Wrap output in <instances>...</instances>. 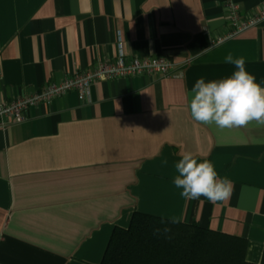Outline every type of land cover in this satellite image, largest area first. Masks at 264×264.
I'll return each mask as SVG.
<instances>
[{"label":"crops","instance_id":"0c3cea01","mask_svg":"<svg viewBox=\"0 0 264 264\" xmlns=\"http://www.w3.org/2000/svg\"><path fill=\"white\" fill-rule=\"evenodd\" d=\"M226 1L242 17L264 12V0H0V100L119 52L172 63L168 76L97 80L85 100L69 91L0 128V264H100L135 211L239 236L245 259L264 264V126L219 129L189 110L198 79L236 70L228 53L264 87V15L227 36ZM184 152L232 181L229 200L180 195Z\"/></svg>","mask_w":264,"mask_h":264},{"label":"clouds","instance_id":"9594fccd","mask_svg":"<svg viewBox=\"0 0 264 264\" xmlns=\"http://www.w3.org/2000/svg\"><path fill=\"white\" fill-rule=\"evenodd\" d=\"M224 62L235 65L236 70L231 76L209 82L200 78L195 82L189 102L191 117L219 129L246 127L253 122L264 126V87L246 71L243 57L234 58L228 53ZM175 168L178 175L173 182L182 190L180 195L183 198L191 200L203 196L213 203L231 198L234 191L232 181L219 178L211 161H198L192 152H184ZM169 231L164 229L165 233Z\"/></svg>","mask_w":264,"mask_h":264},{"label":"trees","instance_id":"16d2710c","mask_svg":"<svg viewBox=\"0 0 264 264\" xmlns=\"http://www.w3.org/2000/svg\"><path fill=\"white\" fill-rule=\"evenodd\" d=\"M245 241L135 211L126 228L110 233L100 264H252L245 259Z\"/></svg>","mask_w":264,"mask_h":264},{"label":"built area","instance_id":"2783aa9c","mask_svg":"<svg viewBox=\"0 0 264 264\" xmlns=\"http://www.w3.org/2000/svg\"><path fill=\"white\" fill-rule=\"evenodd\" d=\"M225 7L228 22L230 26L234 27L227 36H232L237 31L256 24L264 15V12H262L259 16L242 17L238 5L234 1H226ZM171 69V61L162 56H157V58L150 56L133 57L130 60H125L123 54L119 52L113 60H100L90 70H74L58 83L49 82L38 90L19 93L8 99H1L0 128L23 122L26 119V111L30 107L38 104H48L53 98L69 91H74L80 101L85 100L90 85L97 80H111L117 77H132L135 75L168 76Z\"/></svg>","mask_w":264,"mask_h":264}]
</instances>
